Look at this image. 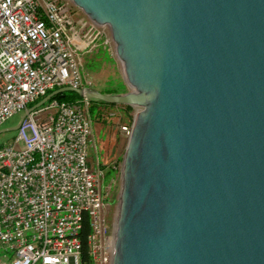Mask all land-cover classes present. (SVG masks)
Instances as JSON below:
<instances>
[{
    "label": "water",
    "instance_id": "95a60500",
    "mask_svg": "<svg viewBox=\"0 0 264 264\" xmlns=\"http://www.w3.org/2000/svg\"><path fill=\"white\" fill-rule=\"evenodd\" d=\"M106 27L136 109L109 264H264V0H68Z\"/></svg>",
    "mask_w": 264,
    "mask_h": 264
},
{
    "label": "built area",
    "instance_id": "2783aa9c",
    "mask_svg": "<svg viewBox=\"0 0 264 264\" xmlns=\"http://www.w3.org/2000/svg\"><path fill=\"white\" fill-rule=\"evenodd\" d=\"M68 0H0V127L51 92L89 88ZM90 101L49 100L0 147V264H109L108 192ZM22 118V117H21ZM130 126L121 131L128 139Z\"/></svg>",
    "mask_w": 264,
    "mask_h": 264
},
{
    "label": "rangeland",
    "instance_id": "374dc122",
    "mask_svg": "<svg viewBox=\"0 0 264 264\" xmlns=\"http://www.w3.org/2000/svg\"><path fill=\"white\" fill-rule=\"evenodd\" d=\"M70 4L81 42L78 52L82 73L88 87L100 92L110 91L113 93L111 95L124 94L125 90V93L129 92L124 71L115 59L106 27L96 26L80 9ZM97 110L101 111L100 117L91 114L93 133L90 160L99 166L103 175L109 173L108 177L103 178V189L108 192L109 201L112 202L109 210L111 215L128 142L121 127L132 125L136 109L129 110L126 106L116 105L98 106ZM22 116L23 113L13 116L0 127V131L17 126ZM16 136L17 130L0 133V147L10 145Z\"/></svg>",
    "mask_w": 264,
    "mask_h": 264
},
{
    "label": "trees",
    "instance_id": "16d2710c",
    "mask_svg": "<svg viewBox=\"0 0 264 264\" xmlns=\"http://www.w3.org/2000/svg\"><path fill=\"white\" fill-rule=\"evenodd\" d=\"M125 92H126V90L124 91V93ZM101 93L108 94V95L113 94L110 91H105V92H101ZM52 99H55V100H58V101L75 102V101L81 100L82 98L78 94H76L74 92H67V93L65 92V93H61L59 95L54 96ZM35 104L31 105L30 107L34 106ZM98 106H100V107L101 106L102 107H114L115 105H108V104H105V103L100 102V101H90V107H89L90 115L94 114V117H96V118L101 116V111L97 110ZM126 108L129 109V110L131 109L130 107H127V106H126ZM87 233H88V230H87V228H85L84 231H83V234H82L84 264H90V261H89L87 255H86V244H85V241H84L85 235Z\"/></svg>",
    "mask_w": 264,
    "mask_h": 264
},
{
    "label": "flooded vegetation",
    "instance_id": "af4514ba",
    "mask_svg": "<svg viewBox=\"0 0 264 264\" xmlns=\"http://www.w3.org/2000/svg\"><path fill=\"white\" fill-rule=\"evenodd\" d=\"M108 176H109V173L107 172L106 174L103 175V178H104V177H108ZM111 206H112V202L110 201V202H109V207H111Z\"/></svg>",
    "mask_w": 264,
    "mask_h": 264
}]
</instances>
